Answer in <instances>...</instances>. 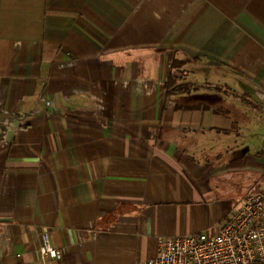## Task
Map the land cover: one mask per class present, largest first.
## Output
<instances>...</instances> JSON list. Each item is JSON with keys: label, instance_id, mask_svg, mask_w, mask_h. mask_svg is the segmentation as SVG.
<instances>
[{"label": "crops", "instance_id": "crops-1", "mask_svg": "<svg viewBox=\"0 0 264 264\" xmlns=\"http://www.w3.org/2000/svg\"><path fill=\"white\" fill-rule=\"evenodd\" d=\"M263 133L264 0H0V264H44L43 231L51 264L211 232Z\"/></svg>", "mask_w": 264, "mask_h": 264}, {"label": "built area", "instance_id": "built-area-1", "mask_svg": "<svg viewBox=\"0 0 264 264\" xmlns=\"http://www.w3.org/2000/svg\"><path fill=\"white\" fill-rule=\"evenodd\" d=\"M38 252L44 264L61 255L47 231L40 233ZM133 264H264V180L211 232L159 238L156 255Z\"/></svg>", "mask_w": 264, "mask_h": 264}, {"label": "rangeland", "instance_id": "rangeland-1", "mask_svg": "<svg viewBox=\"0 0 264 264\" xmlns=\"http://www.w3.org/2000/svg\"><path fill=\"white\" fill-rule=\"evenodd\" d=\"M178 65V66H177ZM177 66V67H176ZM179 67V63H177V64H175V68H174V70H172V72L170 73V75L173 77V79H174V81H175V83L177 82L176 80H178V79H183L184 77V72H185V70L184 69H180V67ZM181 77H183V78H181ZM172 79V80H173ZM182 84H184V83H182ZM186 84V83H185ZM176 86H178V85H176ZM175 86V87H176ZM208 89H211V90H215V89H217L216 87H208ZM245 95V94H244ZM227 96L229 97V96H235L234 94H232V93H230V92H227ZM247 97V96H246ZM243 99V98H242ZM215 105L217 106V107H220L221 106V102H219V101H216L215 102ZM264 134V133H263ZM241 183H237V182H235V183H233V184H231V187H232V189L231 190H229V193H231V195L233 196V197H236V199H237V196L236 195H240V194H242L243 192V188L241 187V185H240Z\"/></svg>", "mask_w": 264, "mask_h": 264}, {"label": "trees", "instance_id": "trees-1", "mask_svg": "<svg viewBox=\"0 0 264 264\" xmlns=\"http://www.w3.org/2000/svg\"><path fill=\"white\" fill-rule=\"evenodd\" d=\"M177 63H179V62L172 61V63H171L172 69L175 68V64H177ZM173 77L169 74V77H168V87H171V86H173L175 84V81H174ZM180 90L181 91L183 90L185 92H188L189 91V86L187 84H185V83L184 84H179L178 86H176V91L179 92Z\"/></svg>", "mask_w": 264, "mask_h": 264}]
</instances>
